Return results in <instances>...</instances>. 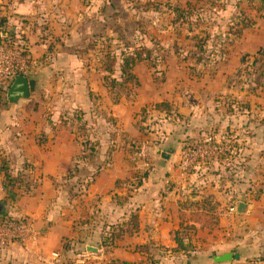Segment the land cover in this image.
<instances>
[{
	"label": "rangeland",
	"instance_id": "rangeland-1",
	"mask_svg": "<svg viewBox=\"0 0 264 264\" xmlns=\"http://www.w3.org/2000/svg\"><path fill=\"white\" fill-rule=\"evenodd\" d=\"M17 1L0 0V6ZM27 1L36 5V12L18 20L28 28L23 34L39 36V42L46 36H60L68 43L60 57L54 56L58 59L55 73H37L32 68L36 86L31 96L48 100L31 101L29 107L37 109L34 104H39L47 119L55 115L60 127L70 124L72 137L85 145V154L90 146H104L87 157L80 152L70 170L53 182L58 187L54 192L66 205L64 214L75 217L63 244L66 259L53 264L113 262L104 260L101 251L85 250L77 243L92 229L100 231L90 215L92 211L95 215L96 199L86 202L88 186L104 162L116 171L119 160L127 170L140 161H162L149 147L159 144L168 132L175 134L179 147L174 153L168 145L165 152L175 155L176 161L182 152L223 144L222 151L195 156L188 174L208 175L223 190L247 171H252L255 180L264 178V0ZM248 23L251 25L245 27ZM142 47L150 52L145 62L135 65L134 80H124L119 63L112 73L107 71L106 52H132ZM34 62L42 64L30 55L33 67ZM82 81L92 96L89 108L69 98L71 86ZM112 81L115 88L110 86ZM2 95L0 110L7 106ZM164 103L168 108L154 109ZM79 115L82 120L77 122ZM189 129L190 133L183 132ZM55 132L53 138L59 139ZM70 137L60 140L67 144ZM141 145L147 149L142 151ZM210 157H215L213 165ZM6 158L0 155V167L14 160L13 156ZM204 165L207 171L199 174ZM12 170L20 189L36 176L26 175L29 181L24 182ZM23 251L8 259L0 255V264H39Z\"/></svg>",
	"mask_w": 264,
	"mask_h": 264
},
{
	"label": "crops",
	"instance_id": "crops-1",
	"mask_svg": "<svg viewBox=\"0 0 264 264\" xmlns=\"http://www.w3.org/2000/svg\"><path fill=\"white\" fill-rule=\"evenodd\" d=\"M35 12L36 5L27 0L0 6V16L5 20L9 34L14 35V43L24 47L33 59L42 61V64L34 62L32 68L37 73H55L58 59L54 56L60 57L68 43L60 36H46L39 42V36L27 32L24 35L23 30L28 28L18 20L32 17ZM18 31L24 36H18ZM67 54L69 52L65 53L69 57ZM32 72L33 69L28 74ZM28 74V78L35 80L36 76ZM71 87L69 98L80 107L86 105L89 108L92 96L86 83L82 81ZM33 92L29 98L19 99L16 103L8 102L5 96L7 106L0 110L1 154L6 160V157H14L13 162L6 161L9 176L13 178V168L24 182L29 181L26 175H36L30 178L29 186L27 183L22 189L21 186L9 189L4 187L5 176L0 170V215L24 216L32 222L38 235L25 245L0 246V255L8 259L9 255L18 256L20 252L17 251L24 250L23 255H30L36 263L53 264L66 259L63 244L71 232V221L75 219H72V213L64 214L66 205L54 192L58 187L53 182L70 170L76 155L83 154V147L76 137H72L70 124L68 128L60 127L55 115L47 119L42 114L39 104H34L38 105L37 109L29 107L31 101L44 103L48 100L35 99L31 96ZM81 120L82 116L76 117L77 122ZM53 130L59 139L53 138ZM183 132L190 133V129ZM68 135L71 137L67 144L60 140ZM176 139L173 132H168L159 144L149 147L162 161H140L139 166L132 164L133 170H127L122 160L117 163L116 171L110 163L101 165L86 196V202L96 199L95 215L93 211L90 215L96 218L101 231L98 227L92 229L88 237L77 242L78 245H83L85 250L101 251L104 260L112 259L111 264H250L249 260L264 264V178L255 180L252 171H247L240 180L225 184L223 190L208 175L195 177L181 173L175 155L167 153L168 159L161 157L168 145L169 151H178ZM103 147H96V152ZM140 148L142 151L147 149L145 145ZM239 203L245 204L241 211L237 210ZM231 206H235V211H229ZM133 214L135 225L130 223ZM108 228L117 236L112 244L104 245L101 242L103 231ZM176 231L184 250H174ZM86 239L92 242L84 243ZM227 254L231 256L229 261H215Z\"/></svg>",
	"mask_w": 264,
	"mask_h": 264
},
{
	"label": "built area",
	"instance_id": "built-area-1",
	"mask_svg": "<svg viewBox=\"0 0 264 264\" xmlns=\"http://www.w3.org/2000/svg\"><path fill=\"white\" fill-rule=\"evenodd\" d=\"M5 31L0 26V94L6 90L7 84L17 75L27 76L33 65L29 63V56L20 49H12L4 41ZM211 141V138L207 140ZM223 150V144L216 147H197L188 152H182L181 158L177 161V168L181 173L186 174L196 159L195 156L210 155ZM229 211H235L231 206ZM37 232L30 220L23 216L11 218L8 215H0V246L7 244L25 245L32 242Z\"/></svg>",
	"mask_w": 264,
	"mask_h": 264
},
{
	"label": "trees",
	"instance_id": "trees-1",
	"mask_svg": "<svg viewBox=\"0 0 264 264\" xmlns=\"http://www.w3.org/2000/svg\"><path fill=\"white\" fill-rule=\"evenodd\" d=\"M250 25H251V23H248V24L245 25V27L246 26H250ZM0 26L5 31L4 41H5V43L7 44L8 47L12 48V49H20V50H22V52L27 53V51L24 49V47L17 46V45L12 43V41H11L12 36L8 32V27H6L5 20H4L3 17L0 20ZM149 52H150V50H148L145 47L139 48L138 50H133L132 52H122L121 51L120 53L111 52V50H109V52L105 53V56H106L105 64L108 67L107 71L109 73H112L114 71L115 66L119 63L118 66L120 67V71H121L122 76L124 77V80L125 81L134 80L133 69H134L135 65L137 63L145 62L146 59H148ZM110 86L115 88L117 86V84L115 83V81H112ZM2 92H4V91H2ZM4 99H5V97H4ZM166 108H168V105L164 103V104H156L154 109H156L158 111H161V110L163 111ZM205 141H206V139L203 140L204 143H206ZM82 146H85V145L82 144ZM88 149H89V151L87 150L88 152H87V154H85L86 153L85 152L86 149L83 148V154L85 155V157H87L88 155H93V154L96 153V147L95 146H90ZM230 152L232 153L231 150H230ZM0 155H1V152H0ZM213 158H215V157H210V159H211L210 161L211 162H212ZM4 164L6 165V162H4ZM4 164H3V166L0 167V170L3 172V174L5 176V180L3 181L4 182V187L5 188L8 187L10 189V188H13L15 186V182L9 176L8 168H7V166H4ZM205 165L201 166L199 168V171H200L199 174H203L202 172L207 171L208 166H205ZM207 165L210 166V164H207ZM116 183L117 182H115V185H116ZM116 199H118L117 196H116ZM131 222H132L133 225H135V223H136V216L134 214L131 215V217H130V223ZM100 234L102 235L101 232H100ZM178 234H179L178 231H176L175 234H174V236H175L174 240H175V243L177 245L175 247V249H174L175 251H180V250H184L185 249L184 245H183V243L181 241V238H179ZM116 236H117V234L114 232V230L108 228V229L103 231L102 238L104 240H101V242L104 243V245L112 244L113 241L115 240ZM249 261H250L249 262L250 264H257V262H258L256 260H249Z\"/></svg>",
	"mask_w": 264,
	"mask_h": 264
},
{
	"label": "water",
	"instance_id": "water-1",
	"mask_svg": "<svg viewBox=\"0 0 264 264\" xmlns=\"http://www.w3.org/2000/svg\"><path fill=\"white\" fill-rule=\"evenodd\" d=\"M35 87V80L28 78L27 76L17 75L11 81L8 82L6 87V99L10 103H16L19 99H27L30 97V93L33 92ZM161 157L168 159V154L163 152ZM245 207L244 203L238 204V211H241ZM2 210V204L0 203V211ZM231 256L229 254L220 256L215 259L218 262L229 261Z\"/></svg>",
	"mask_w": 264,
	"mask_h": 264
}]
</instances>
